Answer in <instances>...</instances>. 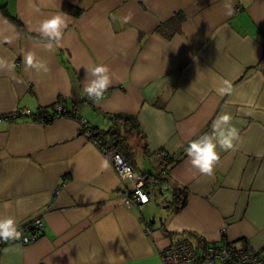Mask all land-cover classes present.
Here are the masks:
<instances>
[{
  "label": "crops",
  "instance_id": "crops-1",
  "mask_svg": "<svg viewBox=\"0 0 264 264\" xmlns=\"http://www.w3.org/2000/svg\"><path fill=\"white\" fill-rule=\"evenodd\" d=\"M58 13L68 27L48 50L36 28ZM29 52L47 72L26 67ZM0 60L15 65L0 70V218L44 224L36 241L1 246L0 264H161L160 251L185 238L264 253V0H0ZM96 64L113 81L100 102L83 91ZM224 80L231 94H219ZM56 101L75 117H32ZM226 112L240 139L217 146L214 174L203 175L185 148ZM116 115L133 117L139 133ZM78 118L120 131L116 151L136 173L168 178L171 191L124 206L123 183ZM158 152L174 159L166 170ZM173 191L187 193L179 211Z\"/></svg>",
  "mask_w": 264,
  "mask_h": 264
},
{
  "label": "built area",
  "instance_id": "built-area-1",
  "mask_svg": "<svg viewBox=\"0 0 264 264\" xmlns=\"http://www.w3.org/2000/svg\"><path fill=\"white\" fill-rule=\"evenodd\" d=\"M53 108L59 117L67 110L69 111L60 101H56ZM22 112L29 114L27 111ZM32 117L36 121L45 124L44 119L36 118L33 115ZM76 120L79 124L80 133L98 147L103 158L123 183L122 204L128 208L140 209L148 203L150 196L145 178L136 173L131 163L117 152L112 145L104 144L100 138L93 137V130L86 119L78 118ZM163 156V152L157 153L158 158L162 159ZM170 189L171 187L167 183L162 184L161 196L165 197V193L169 192ZM18 228L23 233L22 239L18 242L30 244L42 235L44 224L37 219ZM221 232L224 233V229ZM6 244L7 242L0 240V247ZM159 257L161 264H264V253H258L249 244L243 248H235L225 240L215 244L207 243L202 246L195 245L188 238L177 240L162 249Z\"/></svg>",
  "mask_w": 264,
  "mask_h": 264
},
{
  "label": "clouds",
  "instance_id": "clouds-1",
  "mask_svg": "<svg viewBox=\"0 0 264 264\" xmlns=\"http://www.w3.org/2000/svg\"><path fill=\"white\" fill-rule=\"evenodd\" d=\"M229 9L228 14L231 15V3L225 5ZM36 11H39L37 8ZM127 23L131 17H125ZM68 27V19L65 14H54L43 19L36 31L44 38L47 43L44 47L52 50L54 46H58L64 37V31ZM6 42L11 43L6 38ZM27 68H34L37 71H48L47 65L36 59L34 53H27L24 57ZM15 65L13 63L0 60V70L7 69L13 71ZM89 75L91 79H89ZM112 77L110 69L105 64H96L94 67L86 68L84 93L94 102L103 100L105 93L112 86ZM233 91V86L228 80L222 81V86L218 89L220 95H228ZM232 115L223 113L218 115L212 122L211 133H204L198 138L189 142L185 148L186 155L192 167L196 168L201 174L212 176L214 174L215 165L220 157L217 152V146L222 150L233 149L235 142L240 139L239 130L232 124ZM101 167H107L106 162H102ZM23 233L18 228V222L14 217L8 216L0 218V240L20 241Z\"/></svg>",
  "mask_w": 264,
  "mask_h": 264
},
{
  "label": "trees",
  "instance_id": "trees-1",
  "mask_svg": "<svg viewBox=\"0 0 264 264\" xmlns=\"http://www.w3.org/2000/svg\"><path fill=\"white\" fill-rule=\"evenodd\" d=\"M65 11L70 12L74 15L80 14L79 10H76L70 7H65ZM13 20L17 22L15 19ZM183 20H184V17L181 14L175 15L172 19L169 20V23L172 22V28H171L172 32L171 33H175L179 30L180 25L183 22ZM17 26L20 28V25L18 22H17ZM53 107H54V104L48 108H41L35 114H32V115L35 116L36 118L44 119L45 124L51 123L55 118L59 117L54 112ZM64 116L75 117L74 114L71 112V110L69 111L67 110V112L61 115V117H64ZM114 120L120 121L121 122L120 126L124 127L128 133H132V131L136 132L137 134L139 133L138 126L133 117L116 115L114 117ZM91 129L93 130V137L100 138L104 144L112 145L115 149H116L117 144L121 141V139H123L122 133L118 131L117 129L108 130V131H98V129L94 127H91ZM160 161L163 167L162 170H166L167 167L173 164L174 159L171 156L164 154L163 158L160 159ZM142 176L145 178L144 180L146 182V187L151 189L150 191H148V193H153L155 195L161 196V192H162L161 185L164 183H167L168 185H170L171 189L173 188L172 185L168 183L169 182L168 178L164 176L162 177L161 174H158L156 176H146V175H142ZM186 195H187L186 191H182V192L175 191L173 193V202L171 203L173 211H179L182 208H184L186 204Z\"/></svg>",
  "mask_w": 264,
  "mask_h": 264
}]
</instances>
